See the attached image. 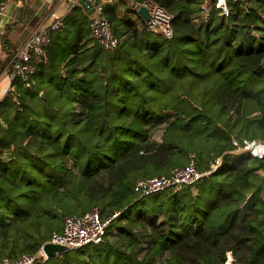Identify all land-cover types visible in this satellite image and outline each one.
I'll return each mask as SVG.
<instances>
[{"label":"trees","instance_id":"trees-1","mask_svg":"<svg viewBox=\"0 0 264 264\" xmlns=\"http://www.w3.org/2000/svg\"><path fill=\"white\" fill-rule=\"evenodd\" d=\"M25 1H8L18 22ZM224 2L227 15L217 0L103 3L113 50L79 5L65 15L35 84L16 80L0 101V260L36 255L67 216L96 208L119 213L101 243L34 264H264V158L237 151L264 144V0ZM143 3L171 17L169 38L136 13ZM191 159L200 173L221 165L177 192L134 193Z\"/></svg>","mask_w":264,"mask_h":264},{"label":"built area","instance_id":"built-area-1","mask_svg":"<svg viewBox=\"0 0 264 264\" xmlns=\"http://www.w3.org/2000/svg\"><path fill=\"white\" fill-rule=\"evenodd\" d=\"M94 12L89 16V30L90 36L97 44L104 50H113L118 46V39L113 35L112 29L101 13V4L110 3L113 0H88ZM79 0H66L67 8L65 14H59L55 5L49 9L40 23L33 29L30 36L16 49L2 51L0 46V53L4 57L0 58L5 63L3 70L0 72V80L4 74L8 80V85L0 93L2 99L7 93H14L15 87L13 82L20 80L23 87L30 89L35 82L33 76L35 74L36 65L46 61L45 48L47 47L50 34L54 31L60 30L63 24L65 15L71 9L78 5ZM217 7L221 8L222 13L227 15L224 0H217ZM139 7H145L148 12L147 26L152 31L160 32L166 38L171 36V17L158 5L154 3H143L135 7V11ZM7 7L4 4L0 5V15L7 14ZM237 151H247L253 156L264 158V144L257 142H244L242 148ZM193 156H191L192 158ZM221 165V160L215 161L208 171L200 173L197 171L193 160L185 168L175 169L169 176L151 177L146 179H139L133 185V191L140 197L149 196L166 189H171L173 192L179 191L184 186L195 184L202 176L209 175L214 172ZM119 215L118 212L112 214L106 220H101L100 211L93 208L89 212L77 215L73 214L67 216L64 220L60 232H53L50 236L49 243L64 246L70 250H76L88 245H97L102 242L107 226L110 222ZM39 258H45V255L40 248L36 255H19L14 259H1L0 264H34ZM224 264H234V260L230 253H227Z\"/></svg>","mask_w":264,"mask_h":264},{"label":"crops","instance_id":"crops-1","mask_svg":"<svg viewBox=\"0 0 264 264\" xmlns=\"http://www.w3.org/2000/svg\"><path fill=\"white\" fill-rule=\"evenodd\" d=\"M8 1L9 0H4V3L2 2L4 5H6L7 10L9 5H11L10 3L8 4ZM113 1L118 3V10L121 7L123 8L124 5L122 3V0ZM21 5L22 4L19 3L16 5V7H20ZM54 5L55 7H57V12L59 14H65L67 8L66 0H26L24 8L21 7V9L23 8V11L25 13V17L23 18V20L21 22H18L17 20L15 21L17 23H15L14 25L8 24L5 27L0 28V37L2 35L6 36L5 39L7 41L9 49L13 51L18 49L22 45V43L30 36V33L33 32V29L40 23V21L46 15H48L47 12ZM78 5L81 7L80 2H78ZM13 13L16 14V12ZM2 57H4V55L0 53V58ZM6 78V74H4L0 80V93H2V91L9 83ZM256 198L261 200L264 199V193L260 192L256 194Z\"/></svg>","mask_w":264,"mask_h":264},{"label":"water","instance_id":"water-1","mask_svg":"<svg viewBox=\"0 0 264 264\" xmlns=\"http://www.w3.org/2000/svg\"><path fill=\"white\" fill-rule=\"evenodd\" d=\"M79 2H80L81 7L83 8V10L86 12L88 16H90L94 12V8L88 0H80ZM13 12H16V14H14ZM6 13L7 14L5 15H0V28L5 27L6 25L17 21L19 18V8L16 7L15 4L9 5ZM137 13L145 21H148L149 19L148 12L145 7H139L137 10ZM255 157L260 158L259 156H255ZM41 249L45 255V258L47 259L51 258V256H54L55 254H59L67 250V248L64 246L55 245L49 242L42 245Z\"/></svg>","mask_w":264,"mask_h":264},{"label":"rangeland","instance_id":"rangeland-1","mask_svg":"<svg viewBox=\"0 0 264 264\" xmlns=\"http://www.w3.org/2000/svg\"><path fill=\"white\" fill-rule=\"evenodd\" d=\"M122 3H123V0H122ZM124 5V4H123ZM124 9V6L123 8L121 7L119 10H120V13L121 11ZM160 134L161 132H156L155 135L153 136V141L156 142V143H160Z\"/></svg>","mask_w":264,"mask_h":264}]
</instances>
